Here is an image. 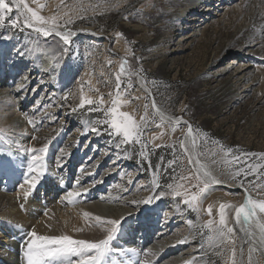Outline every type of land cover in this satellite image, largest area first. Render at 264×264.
Listing matches in <instances>:
<instances>
[{"label":"rangeland","instance_id":"374dc122","mask_svg":"<svg viewBox=\"0 0 264 264\" xmlns=\"http://www.w3.org/2000/svg\"><path fill=\"white\" fill-rule=\"evenodd\" d=\"M6 2L12 11L5 13V20L0 23V55H3L1 50L7 49L5 63L0 60V76L14 75L22 64L24 70L28 67L39 70L42 65L38 60L51 68L46 70V78L37 80L41 88L35 91L38 92L31 106L21 104L16 95L13 101L0 98V141L20 149L21 163L32 164L31 157L45 149L44 168L36 171L37 188L47 174L46 164L60 170L77 155L80 163L76 174L83 182V191L107 190L105 194H111L113 202L121 207L149 206L146 209L151 210L158 202L179 207L180 227L193 225L195 230L173 234H177L176 241L181 237V241L187 239L193 243V264H239L241 238L233 227L234 215L228 213L230 207L225 210L226 218L234 231L228 234V239L216 243L213 229L218 227L221 204L242 203L244 194L229 187L241 184L252 199L264 201V85L259 92L239 102L202 105L225 82L224 78L212 77L214 73L231 68L233 58L238 63L246 60L245 55L237 50L239 54L224 59V46L216 26L211 28L216 32L210 29L203 36L181 41L191 29L186 30L181 20L162 19L166 0H26L43 17L57 19V30L70 33L68 44L59 37L45 36L34 27L25 26L13 0ZM220 3L221 0L214 2L215 6ZM239 5L236 0H228L223 5L226 9L219 14L228 10H232L229 16L238 13ZM219 14L210 21L201 15L199 23L203 20L214 25L221 18ZM17 17L13 26L11 21ZM44 49L55 59L44 56ZM257 56L255 68L264 72V49ZM120 57L127 61L131 73H121ZM136 73L144 79L159 106L173 116L190 121L200 140V158L211 164L217 179L229 189L208 185L201 179L183 149L188 126L183 122L169 124L159 118ZM4 87V81L0 80V90ZM118 91L119 110L143 125L139 141L122 142V137L110 134L109 126L104 123L106 111L111 109ZM82 98L94 103L81 106ZM2 113H9L10 119L4 120ZM114 158L120 162L117 166L111 165ZM174 188L181 192L180 196L173 194ZM192 194L198 196L195 208L184 203ZM143 197L151 198L150 202H142ZM24 206L27 207L25 203ZM163 215L161 225L172 217L167 210ZM259 215L264 223V214ZM210 220L212 227H205ZM122 226L123 223L119 230ZM29 228L17 234L16 240L23 241ZM83 229L66 227L56 236L100 241L94 235L82 236ZM116 244L112 240L111 245ZM248 247L247 253L244 251L246 264H250ZM253 259L251 253V264ZM260 260L259 264H264V258Z\"/></svg>","mask_w":264,"mask_h":264},{"label":"bare ground","instance_id":"6f19581e","mask_svg":"<svg viewBox=\"0 0 264 264\" xmlns=\"http://www.w3.org/2000/svg\"><path fill=\"white\" fill-rule=\"evenodd\" d=\"M221 1L222 3L217 7L214 4L215 0H166L165 7L167 9L162 17V19L169 21L181 20L187 26L186 30L191 29L190 32L187 31L188 34L185 35V38H180L181 41L203 36L206 34L205 32L216 26L215 30L217 33L219 32L218 36L225 47H223V58L226 59L239 54L236 53L237 50L241 51L240 54L245 55L246 60L238 63L236 62L237 59L233 58L231 68H224L214 73L212 77L215 79L224 78L225 82H223V86L219 91L216 90L217 92L205 99L203 107L220 104L223 101L239 102L252 95L253 92H259L260 86L264 85V72L255 68L254 60L258 57L260 51L263 52L264 49V0H236L240 2V11L238 13L235 11L230 16L229 13L232 10L228 9L229 13L219 14L226 9L223 5L228 0ZM218 14L223 19L219 18L214 22V25L208 24V22L204 23L203 20L199 23L201 15L204 16L203 19L210 21L214 17H218ZM58 32L64 34L61 31ZM51 35L62 39L60 35L55 33ZM179 35L181 36V34ZM1 52H3V55H0V60L5 63L7 49H3ZM43 52L44 56H51V52L47 49H44ZM53 58L55 59V57ZM38 63H40V66L42 65L39 70L34 67H28L24 70V64L21 63L23 69L16 68L14 75L5 74L0 76V80L4 81L5 86L0 90V98L7 101L12 99L13 101L16 95L19 96L21 104L31 106L34 103V97L37 95L35 93L38 92L35 91L41 88V84H37V80L41 77L46 78V70L51 69L44 62L38 60ZM141 80L142 85L146 88L144 79L141 78ZM147 90H149L148 87ZM155 110L159 118L166 123L177 125L183 122L186 125L190 124L188 119L173 116L158 104H156ZM1 115L4 120L11 117L9 113H2ZM16 122L19 123V121ZM199 144L200 140L197 133L192 128V135L189 136L187 129L184 135L183 149L195 170L206 184L225 188L226 185L217 179V173L212 170L211 164L202 160L205 170L201 169V166L195 165L192 152L196 150L199 153ZM19 150L15 146H5L0 141V162L3 165L0 167V264H28V245L34 239L31 236L32 232L39 236L51 237L62 234V229L66 227L76 228L82 226L84 228L81 233L82 236L94 235L95 238L102 240L107 238L108 229L111 227L107 223L109 220L121 221L123 226L112 239L117 243L115 247L111 245L112 240L110 241L109 254L111 256H108V253L106 254L105 264H109L112 258L114 259L111 264H193V243L187 239L181 241V237L176 241L177 234H173L177 231L186 233L191 230L190 226L180 227L182 222L179 220L181 218L179 207L163 206L159 202L151 210L146 209L149 206H142L139 209L133 208L132 205L121 207L120 204L113 202L111 194H105L107 190L101 189L99 192H94V190L92 192L83 191V182L76 174L77 165L80 163L79 157L76 158L77 155L75 154V158H71L63 169H55L46 164L47 174L42 180V185L29 191L30 185L24 181L38 174L29 172V168L32 166L30 161L22 160L23 162H20L23 155ZM113 160L111 165L120 163L116 158ZM37 170H40V168ZM55 179H58V182ZM241 191L243 192V190ZM23 192L28 193V195L23 197ZM68 192H77L79 195L68 197ZM150 199L143 197L141 200L148 203ZM24 203L27 207L24 206ZM50 204L51 207H49ZM243 204L244 196L242 203L228 209L229 215H234V225L232 224L234 229L237 228L240 234L245 235L243 240L240 239L242 249L239 264L247 263L244 251L249 245L250 249H256L252 252V257H254L252 264H259L261 263L260 258H264V250L261 249H264V247L261 244L258 225L255 222L249 225L244 223L243 220L238 223L235 218L236 208ZM166 210L174 220H171V217L169 221H164V224L161 225V219ZM85 213L88 215L85 216ZM41 215L43 216L41 217ZM257 218L260 223H263L259 212H257ZM227 225L230 228L232 227L229 222ZM30 226L31 228H29ZM27 228H29L28 236L23 241L16 240L17 234L22 233ZM249 231L254 235H249ZM216 243H218L217 235ZM73 258L78 259L77 257H71L70 259ZM75 260L73 264H78L75 263Z\"/></svg>","mask_w":264,"mask_h":264},{"label":"snow or ice","instance_id":"6c2138e0","mask_svg":"<svg viewBox=\"0 0 264 264\" xmlns=\"http://www.w3.org/2000/svg\"><path fill=\"white\" fill-rule=\"evenodd\" d=\"M16 8L19 10V14L24 17V24L28 27H34L37 32H42L45 36L55 33L60 35L65 44L70 43L69 36L70 33L61 34L57 31L59 25L57 24V19L55 17L45 18L39 14V12L31 7H29L26 0H13ZM43 7V6H41ZM12 11V7L6 0H0V23L5 20V13ZM19 17L14 18L11 23L13 26L16 25ZM125 71L124 65L121 66V73ZM120 76L117 75V88L119 90ZM92 100L87 98H82V104H93ZM102 106V104H101ZM120 95L117 92L116 98L112 102V107L110 110L106 111L107 119L104 123L109 126L110 134L118 135L122 137V142L139 141L143 125L138 124L134 118L119 110L120 108ZM155 107V105H153ZM147 121H145L146 123ZM188 134L192 135V128L189 124ZM35 152V150H33ZM45 149H40L39 154H34L31 157L32 166L29 168V172H36L38 168H43L42 155ZM247 155V154H246ZM237 161L239 158H236ZM2 162H0V167H2ZM256 167H260L257 165ZM248 172H245L247 175ZM39 180V176H31L24 182L30 185L29 191L34 189ZM171 187V186H170ZM173 194L180 196L181 192L173 189ZM27 196L28 193H25ZM77 192H68V197L78 196ZM198 199L197 194H192L190 198H185L184 203L188 204L189 207L195 208L196 201ZM231 207L230 205L221 204L219 207V222L218 227L213 229L217 234L218 244L224 242L228 239V234L232 233L234 229L228 227L226 218V208ZM212 207L209 206L208 213L211 215ZM257 212L264 214V201L253 200L250 196L245 200V203L235 210V218L239 223L243 220L244 223L251 225L255 222L259 227V233L261 236V244L264 245V223H260L257 218ZM85 216L88 214L85 213ZM97 219H99L97 217ZM111 227L108 229V235L106 239H102L99 242H89L85 240H74L69 236H59V237H48L39 236L35 232L31 233L34 238L28 245L27 250V261L28 264H73L71 257L78 258V264H105V256L110 251L109 244L114 238L119 230L121 221L109 220L107 221ZM213 222L210 220L205 227H212ZM249 235H254L251 231ZM256 251V249H250L249 262L251 264V253ZM235 258V253L233 252V261Z\"/></svg>","mask_w":264,"mask_h":264},{"label":"water","instance_id":"95a60500","mask_svg":"<svg viewBox=\"0 0 264 264\" xmlns=\"http://www.w3.org/2000/svg\"><path fill=\"white\" fill-rule=\"evenodd\" d=\"M120 59H121V66L122 65H124V68H125V72H127V73H131V71H130V68H129V65H128V63H127V61L123 58V57H120ZM136 75H137V77H138V81H139V83H140V85H141V81H140V77H141V75L140 74H138V73H136ZM144 81V80H143ZM142 86V85H141ZM146 86L148 87V85L146 84ZM143 87V89L145 90V92L151 97V102H152V106L153 105H155V107H156V101L154 100V98L152 97V93L150 92L151 90H150V88L148 87V89L150 90H147V87L145 88L144 86H142ZM155 107L153 106V109H155ZM187 126H189V124H187ZM192 158H193V161H194V163H195V165H197V166H201V169H203V170H205V167L203 166V161H202V159L200 158V156H199V153L195 150V151H193L192 152ZM204 167V168H203ZM227 185V184H226ZM225 188H227V189H229L228 187H225ZM231 190H243V194H244V203H245V200L250 196V194H249V191L247 190V188H245V187H243L241 184H240V186L239 187H232V188H230ZM251 197V196H250ZM236 232L239 234V237L243 240V238L245 237V235H243V234H240L239 233V231L237 230V228H236Z\"/></svg>","mask_w":264,"mask_h":264}]
</instances>
